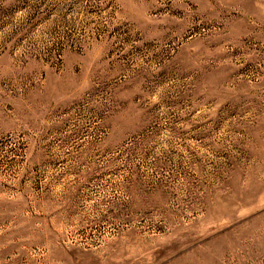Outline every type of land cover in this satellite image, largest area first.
I'll list each match as a JSON object with an SVG mask.
<instances>
[{
	"label": "rangeland",
	"instance_id": "obj_1",
	"mask_svg": "<svg viewBox=\"0 0 264 264\" xmlns=\"http://www.w3.org/2000/svg\"><path fill=\"white\" fill-rule=\"evenodd\" d=\"M0 264H264V0H0Z\"/></svg>",
	"mask_w": 264,
	"mask_h": 264
}]
</instances>
